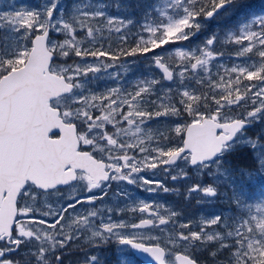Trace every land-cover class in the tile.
<instances>
[{
	"label": "snow or ice",
	"instance_id": "1",
	"mask_svg": "<svg viewBox=\"0 0 264 264\" xmlns=\"http://www.w3.org/2000/svg\"><path fill=\"white\" fill-rule=\"evenodd\" d=\"M135 8L139 21L129 0H21L0 10V264H136L139 254L156 264H264V7ZM232 16L223 34L191 45L208 21ZM225 56L243 62L216 63ZM138 57L149 58V75L124 87ZM102 72L117 83L96 91ZM169 179L192 182L181 191ZM120 182L186 201L198 194L215 211L180 222L182 211L161 214L163 204ZM106 197L114 206H94Z\"/></svg>",
	"mask_w": 264,
	"mask_h": 264
},
{
	"label": "rangeland",
	"instance_id": "2",
	"mask_svg": "<svg viewBox=\"0 0 264 264\" xmlns=\"http://www.w3.org/2000/svg\"><path fill=\"white\" fill-rule=\"evenodd\" d=\"M129 1H130V3L132 1H134L133 2V12H134L135 18L139 21L140 20V10L136 9L135 5L136 4H145L147 2H150V0H129ZM20 2H21V0H0V10H4V11L9 10L12 7L19 6ZM25 2H27L30 5L35 6L38 3V0H25ZM249 3L251 4L250 0H249ZM261 7H264V0H262L260 2V4H258L257 8H255V7H253V8L254 9H260ZM113 14H116L115 11H113ZM235 20H236V16H232L229 18H217V19H214L213 22L212 21L207 22L205 30L191 42V45L195 46L196 44L200 43L207 35L213 33L214 31H220L221 34H223V30L226 29L228 26L232 25ZM213 25H214V28L212 31L211 26H213ZM206 28H208L209 30ZM184 43L187 44L188 42H184ZM223 50L231 53L234 51V47H225ZM73 59L75 61L79 62V58H72V59L68 60V63H72ZM130 59L131 58H129V60ZM137 59H138V63L136 64L134 71L129 73L125 77V79L122 81V84L124 87H129L130 85H132L135 82V79L137 77H144V76L149 75V69L146 67V65L149 63V58L138 57ZM167 59H168L169 63H174L175 59H177V58L168 57ZM88 62L89 63L93 62L92 58H88ZM242 62H243L242 60H238L235 57L229 58L228 56H225L221 61H218L216 63H222L227 67H231L235 63H242ZM115 70H117V69H109L108 72H112ZM150 71H151V75L154 78H160L161 72H159V70L157 68L153 67ZM213 72H215V68L213 69ZM97 75L102 77V78L99 81H97L96 84L94 85V89L96 91H101L106 87L116 86L117 82L109 79L107 76V73L102 72V73L97 74ZM163 83H164L165 87H175V85L172 84V82H166L165 81ZM245 83H247V82H245ZM96 114H99V113H96ZM148 126L151 128H155L157 126V122H152ZM109 129L111 130V126H109ZM129 154L131 155L133 153L130 152ZM116 155H122V153H116ZM148 175L151 176V173H148ZM157 178L164 179L162 170H157ZM204 179H205V182H209L207 180V178H204ZM191 182H192L191 180L172 182L169 179L166 181V184L170 188L177 187V188H180L181 191H183L184 187L187 184H190ZM112 185L114 187H112V189L110 191H115L117 189V183L113 182ZM259 186H260V184L258 182L257 188H259ZM120 187L131 191L137 200L143 199L145 201H157V202L163 204L164 209H161V214H165V210L168 209L169 207H171L173 210H176V211H182L184 214L180 217V222H187L188 220H197L200 218V216L207 215L208 213L215 211V209L211 205L202 206V205L198 204L197 200L200 199L198 194L194 195V197L190 201H186L183 199V197L177 196L173 193H163V192L147 193V192H144L142 189H139L135 186L128 185L127 182H120ZM96 194L99 195L98 190L96 191ZM259 198H260V192H259V190H257L254 194H252V198H251V200H249V203L255 204L258 202ZM217 203H219V202H217ZM105 204L111 207V206H114L115 202H114V200L106 197L103 201L98 200L94 206L95 207H103ZM89 207H92V206L84 205V208H89ZM78 209H79V206H78ZM79 210L82 211L83 209H79ZM253 214H255V213H253ZM121 215H123V214L122 213H114L113 218L115 219ZM128 216L131 217V216H133V214L128 213ZM125 218H127V217H125ZM169 227H171V226H169ZM153 234H158V233L154 231ZM80 243H83V241H80ZM110 250L114 252V249L112 247H107L106 248V254H109L108 252ZM77 255L78 254H74L72 256H77ZM103 255L105 256L104 252H103ZM107 257H108V259H111V261H114V259H115V255H112V253H110Z\"/></svg>",
	"mask_w": 264,
	"mask_h": 264
},
{
	"label": "trees",
	"instance_id": "3",
	"mask_svg": "<svg viewBox=\"0 0 264 264\" xmlns=\"http://www.w3.org/2000/svg\"><path fill=\"white\" fill-rule=\"evenodd\" d=\"M113 47H115V45H113ZM236 161H237V163H243V164H248L249 163V161L245 158V157H243V156H238L237 158H236ZM199 259H206V256H204L203 254H201L200 255V257H199ZM138 263H140V264H142V262H140V261H137Z\"/></svg>",
	"mask_w": 264,
	"mask_h": 264
},
{
	"label": "water",
	"instance_id": "4",
	"mask_svg": "<svg viewBox=\"0 0 264 264\" xmlns=\"http://www.w3.org/2000/svg\"><path fill=\"white\" fill-rule=\"evenodd\" d=\"M138 257H140L149 264H156V262L148 254H139Z\"/></svg>",
	"mask_w": 264,
	"mask_h": 264
},
{
	"label": "flooded vegetation",
	"instance_id": "5",
	"mask_svg": "<svg viewBox=\"0 0 264 264\" xmlns=\"http://www.w3.org/2000/svg\"><path fill=\"white\" fill-rule=\"evenodd\" d=\"M77 253H78L77 256H71V257H69V259L72 260V261H74V262H78L79 260H81L82 257L80 256L79 252H77Z\"/></svg>",
	"mask_w": 264,
	"mask_h": 264
}]
</instances>
